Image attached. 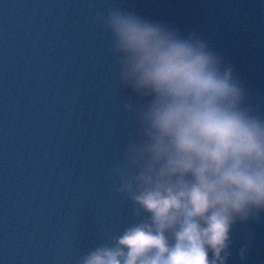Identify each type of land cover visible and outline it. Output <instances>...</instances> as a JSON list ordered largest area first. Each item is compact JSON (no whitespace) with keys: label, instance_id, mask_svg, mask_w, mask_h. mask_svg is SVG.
Segmentation results:
<instances>
[{"label":"water","instance_id":"water-1","mask_svg":"<svg viewBox=\"0 0 264 264\" xmlns=\"http://www.w3.org/2000/svg\"><path fill=\"white\" fill-rule=\"evenodd\" d=\"M113 8L196 33L264 117V0H0V264H79L142 219L109 176L135 132L123 103L140 102L98 21ZM229 251L264 264V211L232 225Z\"/></svg>","mask_w":264,"mask_h":264},{"label":"clouds","instance_id":"clouds-1","mask_svg":"<svg viewBox=\"0 0 264 264\" xmlns=\"http://www.w3.org/2000/svg\"><path fill=\"white\" fill-rule=\"evenodd\" d=\"M98 21L120 86L140 98L123 103L135 132L109 176L142 219L79 264H227L232 225L264 211V117L196 33L118 8Z\"/></svg>","mask_w":264,"mask_h":264}]
</instances>
